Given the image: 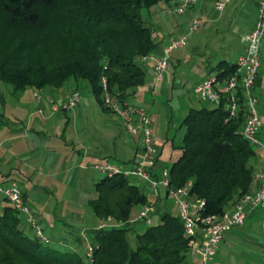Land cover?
Masks as SVG:
<instances>
[{
    "label": "trees",
    "instance_id": "obj_1",
    "mask_svg": "<svg viewBox=\"0 0 264 264\" xmlns=\"http://www.w3.org/2000/svg\"><path fill=\"white\" fill-rule=\"evenodd\" d=\"M172 1L0 0V82L19 94L28 88L59 90L70 80H83L109 112L103 80L123 102L145 85L141 58L155 53L159 44L143 11ZM236 68V63L222 60L210 67L209 75L224 80ZM227 117L225 104L191 108L181 125L182 154L169 170L174 188L193 183L192 195L206 201L204 216L223 215L252 193L255 182L258 152L240 132L243 110L226 123ZM104 176L96 181V199L89 206L108 226L93 224L71 234L72 244L65 250L52 247L53 239L43 230L47 241L41 239L27 222L35 233L30 236L21 213L3 195L7 204L0 209V264H186L189 239L180 218L164 212L156 225L143 219L132 223L133 209L148 204L147 196L132 178ZM140 222L148 226L137 232L133 224ZM130 233L135 234L134 248ZM82 245L85 254L75 248Z\"/></svg>",
    "mask_w": 264,
    "mask_h": 264
},
{
    "label": "rangeland",
    "instance_id": "obj_2",
    "mask_svg": "<svg viewBox=\"0 0 264 264\" xmlns=\"http://www.w3.org/2000/svg\"><path fill=\"white\" fill-rule=\"evenodd\" d=\"M240 2L233 0L231 9L220 20L202 26L196 32L191 29L189 16L169 12L175 6V0L170 3L160 2L149 11H143L144 20L158 44L167 43L171 38L179 36H185L188 40L185 48L171 55L165 81L161 84L157 83L152 64H143L147 73L146 83L135 89V93L131 92L126 100L132 106L145 109L151 118L155 158L161 171L170 170L182 154L179 149L184 135L181 125L190 109L215 108L203 102L193 91L195 84L206 75L208 62L215 66L225 58L234 63L241 52L240 34L249 27L254 11L250 7L240 6ZM224 36L227 37L226 46L221 47ZM261 57L262 67L254 91L259 99V138L264 141V41ZM75 93L80 94V105L62 110L61 106L68 104ZM28 108L29 111L30 108L33 110L31 117L34 119L41 121L52 118L55 133L48 135L39 126L24 131L18 121L29 123ZM55 108L59 109L58 112H54ZM120 122L125 124L123 120ZM121 124L112 113L103 110L86 81L70 80L59 90L28 88L19 94L15 93L12 85L0 82V188L9 183V177L19 181L17 184L27 194L28 206L37 225L46 237L53 239L52 247L65 250L72 244L71 234L86 231L93 224H108L107 221L96 219L89 206L96 199L95 182L105 177L93 166L110 164L122 168L125 165L131 170L133 160L140 159V156L134 158V149L138 147L140 154L144 151L140 137L131 136ZM97 134L102 138L100 142L93 141ZM2 142L5 143L2 145ZM125 142L129 144L126 146ZM90 144L100 148L103 157L95 161L90 159L88 163L91 167L84 163L80 168L82 158L79 153L85 155ZM65 169L68 170V177L65 176L67 181L63 182L60 178ZM132 181L143 190L148 203L165 205L170 214L179 215L177 206L167 199L165 190H156L152 183L145 180ZM158 196L160 198L157 200ZM6 204L0 191V209ZM144 206L133 209L132 223L140 220ZM19 217L22 227L30 236H34V231L27 224L28 217L24 214ZM133 225H136L137 232L148 226L143 222ZM255 230V233L250 234L256 240L252 242L264 246V227ZM134 235H129L133 248ZM224 245L223 242L219 246L214 264L262 263V251L257 245L244 240L234 247ZM75 248L85 254L86 245ZM189 258L191 256L188 254Z\"/></svg>",
    "mask_w": 264,
    "mask_h": 264
},
{
    "label": "built area",
    "instance_id": "obj_3",
    "mask_svg": "<svg viewBox=\"0 0 264 264\" xmlns=\"http://www.w3.org/2000/svg\"><path fill=\"white\" fill-rule=\"evenodd\" d=\"M210 1L217 13H222L233 0H175V6L169 11L171 14L186 16L188 12L203 2ZM203 24L201 15H197L191 23V29L198 31ZM264 41V0L259 1L258 18L251 30L242 39L244 53L238 58L236 71L222 80L217 74L204 79L194 87V93L206 104L215 108L225 104L228 117L225 122L236 118L243 110L245 121L240 130L242 136L251 145L264 155V141L259 138L261 122L259 118V99L255 94L259 71L262 67V43ZM187 37L179 36L171 38L161 53H152L141 58V63H150L156 73L157 83L164 82L171 60V55L187 46ZM155 86V88L158 86ZM103 102L105 108L117 119L123 120L126 131L133 137H140L143 154L134 163L131 170L127 166L120 168L110 164H96L95 170L99 173L113 177L124 175L126 178L141 179L152 183L156 190L163 189L169 201H173L178 208L179 218L184 225L186 237L189 239V248L192 255L197 256L201 264H214L219 246L225 235L233 228L242 227L248 217L264 208V170L256 173L254 180L258 183L255 192L245 194L232 210L223 215L204 216L206 206L204 199H198L192 195L193 183L189 182L180 188H174L171 184L169 170L157 171L156 148L153 145V127L149 114L145 109L137 108L121 101L120 97L112 95L106 81L103 80ZM225 102V103H224ZM80 103V94L75 93L68 104L61 106L62 110L74 108ZM55 108L54 112H58ZM0 191L8 202L21 214L26 215L27 222L36 231L37 235L47 241L42 229L37 225L35 217L27 205L23 193L16 182H12ZM155 209V203H148L143 207L140 219L152 225L151 214ZM103 224L100 227H107ZM202 236L199 239V232ZM84 237V235H83ZM88 255H92V247L88 246ZM264 264V253L262 258Z\"/></svg>",
    "mask_w": 264,
    "mask_h": 264
},
{
    "label": "crops",
    "instance_id": "obj_4",
    "mask_svg": "<svg viewBox=\"0 0 264 264\" xmlns=\"http://www.w3.org/2000/svg\"><path fill=\"white\" fill-rule=\"evenodd\" d=\"M259 1L260 0H241V2L239 3L240 6H245V7H250L253 9L254 11V17H253V20L252 22L250 23L249 27L245 30L244 33L240 34V42H241V52L238 54V56L236 57V61L234 63H237V60L238 58L244 53V44L242 42V39L243 37L245 36V34H247L251 28L254 26L255 22L257 21V18H258V5H259ZM233 2V1H232ZM232 4V3H231ZM231 4L228 5V7L222 12V13H217L215 10H214V5L212 2L210 1H207V2H203L201 4H199L196 8L190 10L187 14V16H189V21H191L192 23V20L199 14L201 15L202 19H203V24L202 26H206V25H209L211 22L213 21H217V20H220L222 17H223V14L225 12H227L228 10L231 9ZM201 26V27H202ZM200 27V28H201ZM240 33V32H238ZM223 43L221 44V47L222 45L226 46V41H227V37L224 36V39H223ZM169 42V41H168ZM167 43H164V44H159V47L157 48L156 50V53H161V51L163 50V48L168 44ZM220 46V45H219ZM226 53V52H225ZM223 60H226L228 61L227 59H223ZM222 61V60H220ZM219 61V62H220ZM153 66V65H152ZM151 66L153 72L155 73L153 67ZM210 67H214L213 65L207 64V67L205 68V73L206 75L201 79L199 80L195 85H197L198 83H200L201 81H203L204 79L208 78L209 76V69ZM156 75V73H155ZM213 75V74H212ZM259 77V76H258ZM165 81V79H164ZM258 82V80H257ZM194 92V91H193ZM80 105V103L76 106L78 107ZM75 108V107H74ZM29 111V108L27 109ZM33 110L30 108V111H29V115H30V118H29V123H25L23 121H18V125H20L22 127V129H24V131L26 130L27 132L30 131V129L32 127H42L47 133L48 135H50V133L54 134V127H55V123L52 122V118L49 119V118H46V119H41V121H39V119H34L33 117H31L33 115ZM106 112V111H105ZM107 113H110V112H107ZM115 120H117L118 123L121 124V120L120 119H117L115 117ZM14 123V122H12ZM15 124V123H14ZM122 128H124V130L126 131L125 129V125L122 123L121 124ZM13 133H18L17 131H14ZM101 136L99 134L96 135V137H93V141H97V142H100L101 141ZM135 139V138H134ZM139 140V139H138ZM136 142V140H135ZM141 142V141H140ZM5 142H2V145L4 144ZM127 144H129L128 142H125V145L127 146ZM136 144V143H135ZM141 144V143H140ZM142 145V144H141ZM125 146V147H126ZM125 147H124V150H125ZM135 147V145H133V148ZM135 151V156L134 158L136 157H139L141 156V154L139 153V150H138V147L136 149H134ZM258 152V155H257V159L254 161V167H255V174L256 173H259L260 171H263L264 170V155L259 152ZM81 158H82V161H80L79 163V167L81 168L83 166V164H88L90 167H91V164L88 163V161L90 159H92L93 161H95V159L97 158H100L102 159L103 157V153H101L100 151V148L98 147H93L92 144H90L86 150H85V155L79 153ZM26 159H29L28 157H26ZM137 160H133V163H135ZM96 162H94V165H95ZM159 162H157V171L160 169L159 168V165H158ZM94 167V166H93ZM67 169V168H66ZM64 170L63 172V176L60 178L61 181L63 182H66L67 179L64 178L65 176L68 177L67 173H68V170ZM161 170V169H160ZM12 175V173H10ZM10 176V175H9ZM75 176L74 175L72 177V181L75 179ZM19 179V178H18ZM70 179V178H68ZM8 181H11V182H16L18 183L19 181L18 180H15L14 178L12 177H9L8 178ZM96 183V182H95ZM258 188V183L255 181L254 182V185L252 187V192H255ZM21 189V188H20ZM24 194H26V192H24L23 190H21ZM158 198H160V196L157 197V200ZM26 201H27V204H28V198H27V194H26ZM233 205H231L226 211L228 210H232L233 209ZM164 212H168L167 209H166V206L165 205H159L158 203L156 204L155 203V209L153 211V213L151 214V217H152V225H156L158 222H159V219H160V216L162 213ZM79 217V216H78ZM179 217V215H178ZM81 218V217H80ZM77 219V218H76ZM257 227H264V208H262L261 212H257L255 211L254 213H252L248 219L246 220L245 224L242 226V227H237V228H233L232 230H230L226 235H225V238L224 240L222 241V243L224 242L225 245L227 247H234L236 246L239 242H241L242 240H244L246 243H249V244H253V245H257L259 246V248L261 249V261H262V256H263V253H264V246L262 244H259V243H253L252 241H256L254 239H252L250 237V234L253 232L255 233V229ZM199 239H201V236H202V233L201 231L199 232ZM250 238V239H249ZM224 245V246H225ZM189 255L191 256V258L188 259V256H187V262L186 264H201V261L200 259L197 257V256H194L191 254V252L189 253ZM262 264V263H261Z\"/></svg>",
    "mask_w": 264,
    "mask_h": 264
}]
</instances>
